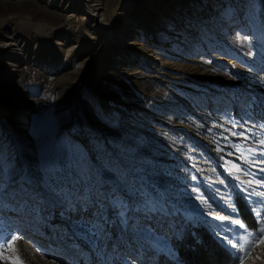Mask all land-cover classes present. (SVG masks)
<instances>
[{"label": "rangeland", "instance_id": "1", "mask_svg": "<svg viewBox=\"0 0 264 264\" xmlns=\"http://www.w3.org/2000/svg\"><path fill=\"white\" fill-rule=\"evenodd\" d=\"M21 2L0 0V18L50 21L45 3ZM109 13L110 40L95 34L73 63L92 57L91 85L87 72L76 86L57 77L22 84L35 101L25 142L9 124L28 114L0 107L11 133L0 146V264H182L171 237L199 225L235 264H258L264 0H112ZM57 19L54 28L66 29ZM69 40L56 33L50 42L67 52L77 43ZM89 223L95 233L81 226Z\"/></svg>", "mask_w": 264, "mask_h": 264}, {"label": "bare ground", "instance_id": "2", "mask_svg": "<svg viewBox=\"0 0 264 264\" xmlns=\"http://www.w3.org/2000/svg\"><path fill=\"white\" fill-rule=\"evenodd\" d=\"M18 1H25L19 3L20 6L33 3L42 6L40 3H45L46 6H43V9L45 13L50 15V21L48 22L30 16L18 20L13 15L7 17L6 13L0 18V86L5 88V95L0 94V107L14 112L22 109L28 114L17 121L12 120L9 124L15 133V138L25 142L28 134L23 130L28 124L30 128H34V120L31 122L28 111L35 101L34 99L28 100L27 95L25 96L27 92L22 85L24 81L31 77L32 80L40 79L44 83H50L56 80L53 77H57L62 82L76 86L81 80L80 77L83 78L87 72L86 82L88 86L91 85L92 57L87 58L83 64L76 65L73 63L76 58H81L84 55L81 53L84 50L81 49L85 48V45L87 47L85 50L86 55L94 48L93 41L97 39L94 37L95 34H101L102 38L107 37L110 40V36L113 35L111 32L115 28V20L112 14L109 13L112 0ZM160 4L161 2L158 5L160 6ZM80 11L85 12L86 17L78 18L77 13ZM145 11L149 12L150 10ZM128 12L130 16L132 14H142L141 11H134L133 13L129 10ZM58 17L64 19L66 29L58 30L54 28V22ZM56 33L64 37L65 42H70L69 39L72 41L75 38L72 42H77L76 46L64 52L63 44L50 42V39ZM84 36L87 38V42H78ZM34 40H39L40 43L30 49V45ZM44 45L48 48H44ZM63 54L66 60L60 61ZM29 61H33L34 66L27 65ZM20 64L26 66L21 67ZM58 69L61 70L57 71ZM4 75H11L12 79L10 77V80L3 83L2 76ZM16 99L22 101L19 103L11 101ZM91 112L92 110H90L89 116H91ZM15 117H18V115ZM0 120H2V116ZM59 132H62V130H59ZM0 133V141L3 140V144L0 142V146H5L4 140L9 139L11 133L10 131L4 133L1 127ZM258 264H264V260L261 259Z\"/></svg>", "mask_w": 264, "mask_h": 264}, {"label": "trees", "instance_id": "3", "mask_svg": "<svg viewBox=\"0 0 264 264\" xmlns=\"http://www.w3.org/2000/svg\"><path fill=\"white\" fill-rule=\"evenodd\" d=\"M236 202L242 220L255 228L256 221L245 201L238 198ZM171 241L177 252V260L182 264H235L229 251L202 225L186 226L180 235L171 237ZM162 264L175 262L163 261Z\"/></svg>", "mask_w": 264, "mask_h": 264}, {"label": "snow or ice", "instance_id": "4", "mask_svg": "<svg viewBox=\"0 0 264 264\" xmlns=\"http://www.w3.org/2000/svg\"><path fill=\"white\" fill-rule=\"evenodd\" d=\"M262 143H264V141H262ZM81 226L86 228V230H88V231H92L93 233H95V230L97 227V225L94 223L82 224Z\"/></svg>", "mask_w": 264, "mask_h": 264}]
</instances>
